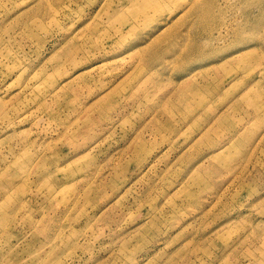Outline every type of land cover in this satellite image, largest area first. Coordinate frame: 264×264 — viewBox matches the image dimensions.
Instances as JSON below:
<instances>
[{
    "label": "rangeland",
    "instance_id": "374dc122",
    "mask_svg": "<svg viewBox=\"0 0 264 264\" xmlns=\"http://www.w3.org/2000/svg\"><path fill=\"white\" fill-rule=\"evenodd\" d=\"M0 264H264V0H0Z\"/></svg>",
    "mask_w": 264,
    "mask_h": 264
}]
</instances>
